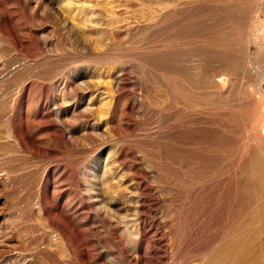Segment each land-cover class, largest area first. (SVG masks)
Here are the masks:
<instances>
[{"label":"rangeland","instance_id":"374dc122","mask_svg":"<svg viewBox=\"0 0 264 264\" xmlns=\"http://www.w3.org/2000/svg\"><path fill=\"white\" fill-rule=\"evenodd\" d=\"M263 245L264 0H0V264Z\"/></svg>","mask_w":264,"mask_h":264},{"label":"bare ground","instance_id":"6f19581e","mask_svg":"<svg viewBox=\"0 0 264 264\" xmlns=\"http://www.w3.org/2000/svg\"><path fill=\"white\" fill-rule=\"evenodd\" d=\"M172 5V4H171ZM193 69V68H192ZM105 184L106 185H108V181L107 182H105ZM114 196L115 195H113L112 194V192H110L109 191V189H107L106 190V188L105 187H101V189H100V193L98 192V195L95 197L96 199H94V201H96V202H100V201H107V202H113L114 201ZM263 248H264V245H263ZM257 250V247L255 248L254 246H253V244L251 245V254L252 253H254V251H256ZM263 252H264V250H263ZM141 260H140V262L142 263V264H148V259L144 256V255H142V257L140 258ZM253 260V261H252ZM257 261V260H256ZM256 261H255V259H253V257L251 256V264H254V262L256 263Z\"/></svg>","mask_w":264,"mask_h":264}]
</instances>
